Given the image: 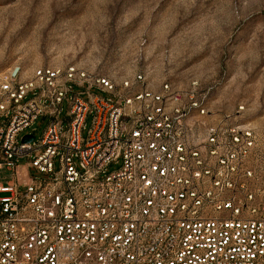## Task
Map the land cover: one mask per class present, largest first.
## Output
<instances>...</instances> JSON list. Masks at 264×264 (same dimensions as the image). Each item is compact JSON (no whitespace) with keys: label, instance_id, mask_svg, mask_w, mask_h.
<instances>
[{"label":"built area","instance_id":"built-area-1","mask_svg":"<svg viewBox=\"0 0 264 264\" xmlns=\"http://www.w3.org/2000/svg\"><path fill=\"white\" fill-rule=\"evenodd\" d=\"M147 74L0 70V264H264V127Z\"/></svg>","mask_w":264,"mask_h":264},{"label":"rangeland","instance_id":"rangeland-1","mask_svg":"<svg viewBox=\"0 0 264 264\" xmlns=\"http://www.w3.org/2000/svg\"><path fill=\"white\" fill-rule=\"evenodd\" d=\"M12 65L26 74L75 65L116 78L145 70L153 86L196 79L211 108L242 104L245 120L263 128L264 0H0V70ZM62 108L61 116L66 101ZM46 125L38 117L20 138L38 141ZM11 179L2 166L0 183Z\"/></svg>","mask_w":264,"mask_h":264},{"label":"water","instance_id":"water-1","mask_svg":"<svg viewBox=\"0 0 264 264\" xmlns=\"http://www.w3.org/2000/svg\"><path fill=\"white\" fill-rule=\"evenodd\" d=\"M31 139H32V136L28 135L25 137L24 141H31Z\"/></svg>","mask_w":264,"mask_h":264}]
</instances>
